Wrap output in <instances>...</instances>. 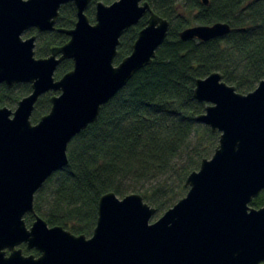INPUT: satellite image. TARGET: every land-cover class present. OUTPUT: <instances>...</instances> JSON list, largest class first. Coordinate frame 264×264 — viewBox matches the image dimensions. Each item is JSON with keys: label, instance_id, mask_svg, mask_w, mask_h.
I'll return each mask as SVG.
<instances>
[{"label": "water", "instance_id": "95a60500", "mask_svg": "<svg viewBox=\"0 0 264 264\" xmlns=\"http://www.w3.org/2000/svg\"><path fill=\"white\" fill-rule=\"evenodd\" d=\"M0 0V85L29 84L14 110L0 108V264H264V206L251 201L264 191V80L239 94L219 73L195 82L194 97L206 105L196 118L219 134L218 146L189 174L186 195L152 222L155 209L139 194L103 195L90 237L34 215L36 192L68 163V144L98 117L134 73L148 66L165 41L169 21L144 0ZM207 4V0H203ZM72 3L76 22L57 32L68 41L46 58L34 54L35 36L55 30L59 9ZM147 16L131 53L114 64L124 31ZM230 31L223 23L188 27L182 41L208 42ZM73 67L59 79L57 67ZM54 92L49 112L35 124L37 100ZM33 254L24 255L21 246Z\"/></svg>", "mask_w": 264, "mask_h": 264}, {"label": "trees", "instance_id": "16d2710c", "mask_svg": "<svg viewBox=\"0 0 264 264\" xmlns=\"http://www.w3.org/2000/svg\"><path fill=\"white\" fill-rule=\"evenodd\" d=\"M117 0H91L86 15L94 22L97 2L110 5ZM153 13L169 21V30L152 62L138 70L106 104L97 119L68 144V163L54 173L36 192L34 214L24 217L29 227L34 215L49 227L90 237L96 225L99 199L108 193L123 198L139 194L155 209L152 222L182 199L189 174L199 169L218 146L219 134L198 123L206 105L194 97L195 82L212 73L239 94L252 92L264 80V0H144ZM76 22L72 3L59 9L55 30L30 29L35 36L36 58H46L64 45L68 37L57 32L69 30ZM223 23L230 27L222 37L201 42L182 41L179 33L194 26ZM147 16L124 31L119 39L114 64L131 53ZM73 67L64 60L57 67V80ZM31 93L29 84L11 89L0 85V108L15 109ZM57 93L42 95L30 117L35 124L51 107ZM249 206H264V191ZM24 255L28 251L21 246Z\"/></svg>", "mask_w": 264, "mask_h": 264}, {"label": "rangeland", "instance_id": "374dc122", "mask_svg": "<svg viewBox=\"0 0 264 264\" xmlns=\"http://www.w3.org/2000/svg\"><path fill=\"white\" fill-rule=\"evenodd\" d=\"M90 23L93 24L94 22H90ZM27 31H28V30H27ZM27 31H26V32H27ZM22 38H23V39L26 38V36H25V32H24V34L22 35ZM11 110H14V109H11Z\"/></svg>", "mask_w": 264, "mask_h": 264}]
</instances>
